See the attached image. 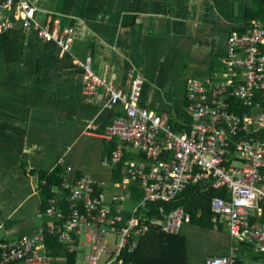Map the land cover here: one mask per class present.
<instances>
[{"label":"crops","instance_id":"obj_1","mask_svg":"<svg viewBox=\"0 0 264 264\" xmlns=\"http://www.w3.org/2000/svg\"><path fill=\"white\" fill-rule=\"evenodd\" d=\"M32 3L42 23L58 19L73 30V57L91 52L95 73L116 88L127 92L130 81L141 76V105L175 129L189 120L188 80H205L220 68L232 31L251 21L264 24V2L257 0ZM82 87L81 69L59 56L53 43L19 25L0 33L1 241L41 227L42 197L34 186L39 172H52L60 161L70 182L87 176L113 188L107 199L118 192L104 135L122 106L111 105L103 89L85 94Z\"/></svg>","mask_w":264,"mask_h":264},{"label":"built area","instance_id":"obj_2","mask_svg":"<svg viewBox=\"0 0 264 264\" xmlns=\"http://www.w3.org/2000/svg\"><path fill=\"white\" fill-rule=\"evenodd\" d=\"M17 25L33 30L41 41L53 43L59 56L76 63L85 94L100 88L111 105L122 106V115L111 121L104 135L118 144L110 162L121 163L127 174L114 183L118 192L107 199L104 184L87 176L70 182L66 170L62 188L69 192V215L56 199L47 200V207L37 212L38 219L60 222L52 221L48 230L59 233L70 250L78 245L80 264H127L123 253H133L138 246L136 239L131 241L133 236H143L156 225L177 233L191 218L183 207L166 213L163 204L204 178L223 193L210 200L214 228L219 223L232 243L249 242L264 253V138L256 137L264 132V24L251 21L243 31H232L220 68L205 80H188L190 121L182 123L179 132L141 105L145 84L141 76L122 92L95 73L91 52L82 59L73 57L71 28H62L58 19L42 23L32 0H0V33ZM125 143L146 159L123 161ZM132 183L143 194L135 205L130 204ZM45 184L37 177L34 191ZM150 203L158 206L162 220H144ZM46 248L41 226L35 233L0 243V264H47L51 258ZM206 264H238L235 247L231 245L225 255L206 257Z\"/></svg>","mask_w":264,"mask_h":264},{"label":"trees","instance_id":"obj_3","mask_svg":"<svg viewBox=\"0 0 264 264\" xmlns=\"http://www.w3.org/2000/svg\"><path fill=\"white\" fill-rule=\"evenodd\" d=\"M257 1L260 4L264 2V0ZM262 6L264 7V4H262L261 7ZM188 105L189 103L187 100V105L185 106L186 110H188ZM189 121L190 116L189 120L186 122L189 123ZM173 130L179 132L181 127L179 129L173 128ZM256 137L264 138V132L262 134L256 135ZM236 138L237 137H231L230 140H235ZM117 145L118 144L115 138L110 139V146L109 149H107L109 159L111 151L114 150ZM122 149L123 161H138L146 159L143 154L131 152L133 148L128 143L123 144ZM125 171L126 170L122 167L121 163L116 164L113 167L112 182H120L123 177H126L127 174ZM65 173L66 168L62 165L56 166L52 172L38 173L39 182L44 180L46 183L45 185H41L39 190V193L42 197L41 210H44L47 207V200L56 199L59 203V206L64 209V214L66 216L69 215L70 211L67 204L69 192L64 191L62 188ZM210 182L211 180L209 178H204L203 180H200V182L188 185L187 188L182 191L176 199L170 203L163 204L165 207V212L169 213L177 207H183L185 212L191 218V221L185 224H191L203 229H211L217 232H223V225L219 223L217 228H214L212 223L213 213L209 208L210 200L214 197H222L223 193L221 190L214 189ZM134 186L131 190L133 192L132 198L130 199L131 205L138 203L143 196L142 191L137 186ZM102 189L104 192L106 191L105 188ZM157 207L158 206L154 203H150L146 210L143 211V214L145 215V217H143L144 220H162L163 217L159 215ZM127 217L129 218L128 214ZM39 220L41 221V226L44 228V237L47 247L46 253L51 258L50 262L47 264H80L82 257L80 255L81 252L77 250L78 245L75 243V251H72L68 247L69 244L59 238V233L50 232L48 230V224H50L52 221L59 224L60 222L56 219L49 218ZM183 225L184 224H182V226ZM181 228L177 233H167L161 229L160 225L153 226L145 235L140 237L133 236L131 241L134 239L138 241L136 251L133 253L125 252L123 253L122 257L126 259L127 264H189L186 252V240L184 236L180 234ZM6 242L9 241L0 240V243ZM231 245L235 247V250L238 254V264H264V253L256 250L253 244L249 242L232 243L230 241L225 254L228 253Z\"/></svg>","mask_w":264,"mask_h":264},{"label":"rangeland","instance_id":"obj_4","mask_svg":"<svg viewBox=\"0 0 264 264\" xmlns=\"http://www.w3.org/2000/svg\"><path fill=\"white\" fill-rule=\"evenodd\" d=\"M113 191V188L107 185L106 195ZM180 234L186 240V252L189 264H206V257L225 254L230 244L229 237L224 231L217 232L191 224H184ZM108 239L111 240V237H108Z\"/></svg>","mask_w":264,"mask_h":264}]
</instances>
